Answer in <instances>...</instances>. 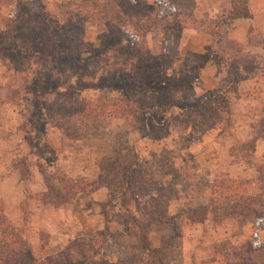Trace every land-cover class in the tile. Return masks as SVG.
<instances>
[{"label": "rangeland", "instance_id": "1", "mask_svg": "<svg viewBox=\"0 0 264 264\" xmlns=\"http://www.w3.org/2000/svg\"><path fill=\"white\" fill-rule=\"evenodd\" d=\"M218 3L0 0V264H264L261 36L209 38L237 70L197 98L198 61L147 59L119 29L166 16L175 55L222 17L191 7ZM86 105L106 114L74 119L80 140L54 128Z\"/></svg>", "mask_w": 264, "mask_h": 264}, {"label": "crops", "instance_id": "2", "mask_svg": "<svg viewBox=\"0 0 264 264\" xmlns=\"http://www.w3.org/2000/svg\"><path fill=\"white\" fill-rule=\"evenodd\" d=\"M226 1L227 0H218V4H213L211 6L206 5L202 8L196 6L191 7L192 13L187 14H193V12L198 14L202 10L204 14L209 13L210 19H216L219 16L223 17L227 8L225 5ZM248 7L252 15L251 19L235 20L226 28L228 39L237 45L248 44L249 39L253 35H260L264 41V0H248ZM182 35L185 37L186 49L183 47L176 52L175 55H172V53H169L167 50L168 44H165L162 58L167 61L180 58L188 65H190V62L195 63L196 61L197 63L198 61L196 67L193 65L187 68L189 72L194 73V76L191 79H186L187 83H193V87L197 92V98L202 95H208L209 91H213L214 88L216 91L221 89V87L227 86V84H229L228 82H230V70L221 63L216 62L215 57L206 50V44L210 40L209 35L206 32L194 29H185ZM192 59L194 62L190 61ZM165 76L172 79L174 72L169 68L167 72H165ZM191 80H193V82ZM211 102V99H206L205 106H211Z\"/></svg>", "mask_w": 264, "mask_h": 264}, {"label": "trees", "instance_id": "3", "mask_svg": "<svg viewBox=\"0 0 264 264\" xmlns=\"http://www.w3.org/2000/svg\"><path fill=\"white\" fill-rule=\"evenodd\" d=\"M229 5L231 6L230 11L228 12V14L225 15V17L220 18V20L218 21V23L215 25V31L214 32H208L207 34L209 35V38H213V37H221V35L219 34V31L221 28H227V26H229L232 22H234L235 20L238 19H251L252 15L250 13L249 7H248V0H229ZM155 18H162L161 19V23H166L167 17L166 16H161L159 17H155ZM152 18V17H147V22L149 23L148 25L142 26L139 25L138 22H135L132 26L127 27L128 29H126L125 27H119V29H123L127 32L128 36L130 37V39H132L134 42L136 43H141L140 47L143 48V50H146L147 52V59H152V58H156L160 55L164 54V50H165V40L163 39V34L161 31V25H159L157 23V21H155L156 19ZM159 25V26H158ZM224 38L227 39V42L225 43V49H235V46L237 45L236 43H234L233 41L229 40L227 37V34L225 33V35H222ZM255 36V35H253ZM252 36L248 41V44H250V41L252 40ZM151 41V46H150V42ZM159 44L160 46V50L155 51L156 49V45ZM216 45H219V41L216 40ZM237 48V47H236ZM226 50L222 51L221 54L226 53ZM159 52V53H158ZM228 69L230 70V72L232 74L236 73V67H233V65L228 64ZM236 86V85H235ZM116 106V105H115ZM89 105H86L81 112L77 111H73L71 112H67L65 114H63V117L66 118V122H57L54 125V128H56L58 131H60L66 138L71 139V140H80L82 135L79 134L78 129L76 128V126L73 124L72 126L70 125V123L72 122H76V118H81V119H85V121H87L86 117L87 113H88V117L93 121V120H97L100 117L104 116V114H106L103 110V108L101 107V109H89ZM49 118H52V115L50 114ZM88 119V120H90ZM52 120V119H51ZM83 122V121H82ZM50 189H52V187H50ZM56 199H58V197H56ZM64 199V198H63ZM62 199V200H63ZM66 203V197L65 200L61 201V204ZM255 203V201H250V203L248 204V207H246V212L247 213H251V206L252 204ZM248 208V209H247ZM225 216V215H224ZM222 218H226V217H222ZM1 254L7 252L6 248H2L0 250Z\"/></svg>", "mask_w": 264, "mask_h": 264}]
</instances>
